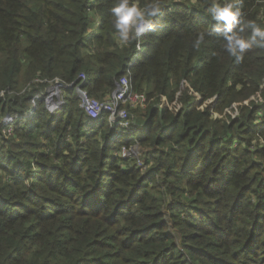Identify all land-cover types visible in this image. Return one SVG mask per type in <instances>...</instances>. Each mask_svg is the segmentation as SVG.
Returning a JSON list of instances; mask_svg holds the SVG:
<instances>
[{
    "label": "trees",
    "instance_id": "trees-1",
    "mask_svg": "<svg viewBox=\"0 0 264 264\" xmlns=\"http://www.w3.org/2000/svg\"><path fill=\"white\" fill-rule=\"evenodd\" d=\"M228 2L234 32L264 29V0ZM113 4L0 0V264H264V38L238 61L213 0H162L121 48ZM131 61L147 105L113 139L119 125L91 118L77 87L83 74L104 100Z\"/></svg>",
    "mask_w": 264,
    "mask_h": 264
},
{
    "label": "clouds",
    "instance_id": "clouds-1",
    "mask_svg": "<svg viewBox=\"0 0 264 264\" xmlns=\"http://www.w3.org/2000/svg\"><path fill=\"white\" fill-rule=\"evenodd\" d=\"M212 9L215 15L212 17L216 21H225L223 29L227 37L228 43L224 45L229 57H236L237 60L244 59V53L252 48L251 41H255L257 37L264 38V29L257 26L254 21H249V26L253 28V34L245 39L238 33L234 32L236 23H238L239 13L235 11V5L224 0L223 3H217L213 0ZM163 11L162 0L159 3H141V0H114V4L110 10L112 18V29L114 39L121 48L131 45L137 37L145 32L146 29L153 26V20L160 16ZM243 31V29H241ZM232 33L231 35H228ZM204 43V36L200 35L195 43L194 48L199 51ZM38 78L41 77L39 74ZM52 78L59 81V75H52ZM31 83V81H29ZM121 83L127 86V80L122 79ZM5 92L0 90V97ZM259 96V94H257ZM95 113H93L94 115ZM123 115V113H121ZM215 115V113H213Z\"/></svg>",
    "mask_w": 264,
    "mask_h": 264
},
{
    "label": "built area",
    "instance_id": "built-area-1",
    "mask_svg": "<svg viewBox=\"0 0 264 264\" xmlns=\"http://www.w3.org/2000/svg\"><path fill=\"white\" fill-rule=\"evenodd\" d=\"M146 31L147 29L145 32ZM137 48L141 50L140 42L138 43ZM133 65L134 61H131L128 64L126 72L119 79L116 91L104 100H100L89 95L88 91L83 86L86 77L83 74L80 75V79L83 80V82L77 87L78 96L80 98V107L84 109V111L93 119H97L103 112H107L109 114L110 121L119 125V129L113 139L120 135L133 133L130 124L129 109H144L147 105V96L141 92H136L132 87L130 74ZM122 79L127 80V86H124L121 83ZM62 86L61 90L57 89L53 92V97L57 99V105H61L64 100V96L61 94ZM93 113L95 114L93 115ZM121 113H123V115H121ZM11 130L12 126H9L4 133L10 134ZM126 147L127 146L122 147L124 151L123 157H127V154L136 153V146H131L129 150H127Z\"/></svg>",
    "mask_w": 264,
    "mask_h": 264
},
{
    "label": "rangeland",
    "instance_id": "rangeland-1",
    "mask_svg": "<svg viewBox=\"0 0 264 264\" xmlns=\"http://www.w3.org/2000/svg\"><path fill=\"white\" fill-rule=\"evenodd\" d=\"M96 18H97V16H96ZM142 110H144V109H142ZM262 115L264 116V112L262 113ZM263 121H264V119H261L259 122H263ZM133 132H134V130H133ZM136 132H137L138 136H140L142 134V132H143V127L138 128ZM123 146H125V145H123ZM131 146H133V145H131ZM131 146L126 147V149L129 150ZM136 146H137L136 153L127 154V157L133 156L134 158H136L137 164L140 165L143 170H145L147 168V166L142 164V159H141L142 154H141V151H140V146L139 145H136ZM122 147H121V149L119 151H115L114 153H117V154H119V155H121L123 157L124 151H123ZM171 229L173 231H175L174 228L172 227V225H171ZM179 240H180V237L177 236V240H176L177 244L179 243Z\"/></svg>",
    "mask_w": 264,
    "mask_h": 264
},
{
    "label": "water",
    "instance_id": "water-1",
    "mask_svg": "<svg viewBox=\"0 0 264 264\" xmlns=\"http://www.w3.org/2000/svg\"><path fill=\"white\" fill-rule=\"evenodd\" d=\"M61 84L60 83H56L55 85H53V87L50 89V97L52 98L54 96V91L57 89L61 90ZM63 95V93H61Z\"/></svg>",
    "mask_w": 264,
    "mask_h": 264
},
{
    "label": "crops",
    "instance_id": "crops-1",
    "mask_svg": "<svg viewBox=\"0 0 264 264\" xmlns=\"http://www.w3.org/2000/svg\"><path fill=\"white\" fill-rule=\"evenodd\" d=\"M133 129H134V128H133ZM133 129H132V130H133Z\"/></svg>",
    "mask_w": 264,
    "mask_h": 264
}]
</instances>
